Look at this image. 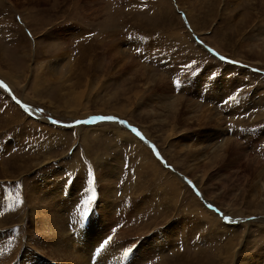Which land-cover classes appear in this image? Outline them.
I'll list each match as a JSON object with an SVG mask.
<instances>
[{
	"label": "rangeland",
	"instance_id": "obj_1",
	"mask_svg": "<svg viewBox=\"0 0 264 264\" xmlns=\"http://www.w3.org/2000/svg\"><path fill=\"white\" fill-rule=\"evenodd\" d=\"M257 223L264 0H0V264H264Z\"/></svg>",
	"mask_w": 264,
	"mask_h": 264
},
{
	"label": "bare ground",
	"instance_id": "obj_2",
	"mask_svg": "<svg viewBox=\"0 0 264 264\" xmlns=\"http://www.w3.org/2000/svg\"><path fill=\"white\" fill-rule=\"evenodd\" d=\"M75 26L72 24V25H69V26H64L62 29V34H68L69 32H72V33H74L75 32ZM185 32V31H184ZM184 32H179V33H177V32H173L174 34L173 35H175V36H178L179 38H181L182 39V34L184 33ZM64 36V35H63ZM67 38V37H66ZM58 41V40H57ZM190 46H192V44L191 43H188ZM193 48V47H192ZM191 49V48H190ZM187 56V55H186ZM190 56V55H189ZM184 57V56H183ZM49 70H51V69H53V64L52 63H50V65H48V66H46ZM214 66H212L206 73H210V72H212L213 70H214V68H213ZM216 67V66H215ZM40 68V67H39ZM216 69V68H215ZM231 71V73H232V71H235V70H233V69H231V68H229V67H227L226 65H225V68H224V70H223V72H230ZM213 73H215V71L213 72ZM225 74V73H224ZM238 74H240L239 72H238ZM241 74H243L245 77H248V74H246V73H241ZM179 76H181V74H178ZM212 75V74H211ZM242 75V76H243ZM190 78V77H189ZM209 78V77H208ZM241 79H239V80H237L238 82H240V83H242L240 80H242V77H240ZM188 79V78H187ZM244 79V78H243ZM210 80H211V78H210ZM245 80V79H244ZM162 81V80H161ZM189 81V80H188ZM203 81V80H202ZM243 81V80H242ZM143 83H145V82H143ZM243 83H248V82H244L243 81ZM147 84H148V82H147ZM241 85V84H240ZM141 86V87H140ZM139 87H136V88H138V89H136V90H134V92H136V91H140V89H146V86H144V84H141ZM191 86V85H190ZM133 89H134V87H133ZM192 90V89H191ZM213 91H212V95H213V97L214 98H212V100H214V101H218V99H219V93L217 92L218 91V89L215 87L214 89H212ZM190 92V91H189ZM192 93L193 94H196V93H198L199 94V90H197L196 89V87H195V89H194V91H192ZM82 96V95H81ZM174 97H176V98H174L173 97V101H177V102H175V103H177V106H176V108H178L179 109V107H180V109L181 108H184L185 109V107H186V105H185V103L184 104H181V102H180V100L181 99H183V98H181L182 96H178V95H173ZM198 96V95H197ZM211 96V95H210ZM191 97V96H190ZM193 98V97H192ZM197 98V97H196ZM209 98H211V97H209ZM185 101H188L187 99H185ZM192 101V100H191ZM208 104V103H207ZM210 104V103H209ZM216 104V103H215ZM241 105V104H240ZM83 107V106H82ZM124 107L126 108V106L124 105ZM194 107V106H193ZM206 107V106H205ZM208 107V106H207ZM189 108H192V107H189ZM210 108V107H209ZM208 109V108H207ZM212 108H210V110H211ZM214 109V108H213ZM202 110V109H201ZM192 111H194V110H191V112H190V115H191V113H192ZM196 111V110H195ZM203 112L201 113V112H198L199 114H197L196 116L194 115V114H192L191 116L189 115V119H187V120H193V123L194 124H196L198 127L199 126H204L205 125V134H206V136H207V138L209 139V140H213L214 141V143H216L217 142V140H220V139H222V141L221 142H225V143H229V142H232L233 140H232V137L230 136V134L229 133H226V130H224V132H219V131H217L218 130V127H217V129L215 130H213V129H211L209 126L207 127L206 126V120L208 119V117H207V115L205 114V109H203L202 110ZM211 112V111H210ZM40 117V116H39ZM36 118H38V117H36ZM39 119V118H38ZM41 119V118H40ZM42 120V119H41ZM208 120H211V119H208ZM206 121V122H205ZM210 122V121H209ZM211 122H212V120H211ZM213 123V122H212ZM218 124H220V123H218ZM211 125V124H210ZM216 125H217V122H216ZM215 125V126H216ZM216 128V127H215ZM224 129V128H223ZM176 127L174 128V130L172 131V133L171 134H169L168 135V137H170L171 135H173V134H175L176 133ZM248 133V132H247ZM179 137L180 136H177L174 140H175V145H176V147L177 148H180L181 147V141H179L178 139H179ZM181 138V137H180ZM185 138H186V136L184 137V138H182V141L183 140H185ZM225 138V139H224ZM187 139H188V141H189V143L190 144H193L194 146H193V149H196L197 150V148H198V146L200 145V143H201V138H200V136L199 135H193V136H188L187 137ZM232 140V141H231ZM188 145V144H187ZM191 166V167H190ZM187 167H189V168H191V171H192V175L194 176V177H197V172H195V169H197V167H198V165L197 164H195V163H189L188 164V166ZM173 177L171 176V178H170V181L173 183V184H178L175 180H173L172 179ZM173 180V181H172ZM196 208H199V207H196ZM199 209H203V208H199ZM258 224V223H257ZM223 225V224H222ZM180 226V225H179ZM218 226H220V225H218ZM224 226V228L227 230L229 227L228 226H225V225H223ZM207 228V227H206ZM258 228L259 229H262L263 231H264V225H262V224H258ZM208 229V228H207ZM210 231V230H209ZM262 231V232H263ZM224 232H222V234H223ZM264 233V232H263ZM249 259V258H248Z\"/></svg>",
	"mask_w": 264,
	"mask_h": 264
},
{
	"label": "snow or ice",
	"instance_id": "obj_3",
	"mask_svg": "<svg viewBox=\"0 0 264 264\" xmlns=\"http://www.w3.org/2000/svg\"><path fill=\"white\" fill-rule=\"evenodd\" d=\"M221 59L223 60V59H225V58H224V57H221ZM186 67H188V66L186 65ZM177 86H179V82H177ZM234 99H235V96H230V97L228 98V100H225L224 102H225V103H228L229 100H234ZM16 103H17V104H20V106H21L22 108L25 107L23 104H21V102H20L19 100H17ZM25 110H27V109L25 108ZM99 119H102V120H112L113 118H111V117H100ZM118 122H119L120 124H124V123H125L124 121H118ZM77 123H81V122L77 121ZM131 131H132L133 133H135L136 136H138L141 140L144 139V137L141 136L140 132H138L135 128H132ZM90 174H91V173H90ZM94 199H95L94 196H89V197H88V201H86L85 203H88V202H90V201H92V200H94ZM209 207H211V205H209ZM88 214H89L88 211L85 210L84 212L80 213V216H81L82 218H86V217L88 216ZM224 219L227 220L228 218L225 217ZM77 223H83V219L78 220ZM108 239L110 240L111 237H109ZM105 243H107V241H105ZM129 251H131V249H129Z\"/></svg>",
	"mask_w": 264,
	"mask_h": 264
}]
</instances>
